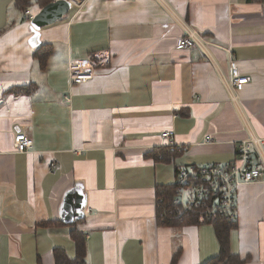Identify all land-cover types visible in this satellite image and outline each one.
<instances>
[{
    "label": "crops",
    "instance_id": "crops-1",
    "mask_svg": "<svg viewBox=\"0 0 264 264\" xmlns=\"http://www.w3.org/2000/svg\"><path fill=\"white\" fill-rule=\"evenodd\" d=\"M32 1L34 17L41 9ZM71 2L34 40L15 0H0V264H55L56 249L74 259V225L88 264H208L221 253L215 222L162 224L158 201L174 196L177 169L234 165L238 142L264 139V0ZM178 22L206 41L210 57L178 48ZM42 47L53 52L45 68ZM102 52L109 66L72 86L70 62ZM231 64L249 79L237 106L225 84ZM18 87L31 93L11 94ZM19 132L31 151L15 152ZM160 149L179 156L156 161ZM78 187L84 219L67 223L61 205ZM236 205L230 254L264 264V184L240 187Z\"/></svg>",
    "mask_w": 264,
    "mask_h": 264
},
{
    "label": "built area",
    "instance_id": "built-area-1",
    "mask_svg": "<svg viewBox=\"0 0 264 264\" xmlns=\"http://www.w3.org/2000/svg\"><path fill=\"white\" fill-rule=\"evenodd\" d=\"M31 11L25 12L26 21L32 20ZM183 35L178 39V48L184 50L199 49L210 57L208 44L194 30L182 22H178ZM111 62L110 54L95 53L90 58L70 62L69 79L72 86L86 85L93 81L96 72L106 68ZM231 77L225 80L227 90L236 106L238 95L248 84L247 77H241L235 65L231 64ZM70 102L71 98H65ZM174 131L162 134L164 140L173 139ZM206 142H213L211 137ZM174 144L171 143V147ZM34 142L25 132L15 136L16 153H27L33 149ZM183 147L182 150H187ZM234 165L179 168L176 172L175 193L171 201L159 199L158 211L163 224L180 220L185 216H196L205 222H234L237 217L236 194L240 187L252 184H264V139L251 135L237 143ZM51 171L57 170L55 163Z\"/></svg>",
    "mask_w": 264,
    "mask_h": 264
},
{
    "label": "trees",
    "instance_id": "trees-1",
    "mask_svg": "<svg viewBox=\"0 0 264 264\" xmlns=\"http://www.w3.org/2000/svg\"><path fill=\"white\" fill-rule=\"evenodd\" d=\"M72 1V0H69ZM55 2L54 0H37V5H39V9H43L49 4ZM15 6L18 7L19 10L23 11L24 13L28 10H30L31 7L34 6V3L32 0H15ZM40 55V61L42 63V66L45 68L48 62V58L53 52L49 49H46L45 47L40 48L37 53ZM31 93V90L25 87H18L12 89L11 94L13 95H23V94H29ZM155 160L160 161L166 164H173L175 160L178 158L179 153L172 152L171 150L168 149H160L153 153ZM178 170V169H177ZM177 172V171H176ZM165 191L161 193V195L164 194ZM175 192V184L171 189H169L168 194H172ZM161 197V196H160ZM160 199H165V198H160ZM171 198L165 199L166 201H171ZM84 219V218H83ZM80 220L74 224H77L81 221ZM158 220L161 222L160 217H159V211H158ZM205 221L201 220L199 217L196 216H185L182 217L180 220H175L169 223L168 225L171 226H178V225H183V224H192V225H199L204 223ZM162 223V222H161ZM163 224V223H162ZM234 222H223V221H218L215 222L214 225L216 227V233L217 237L220 241L221 244V253L219 257L215 258L208 264H239V260L230 254V232L233 230ZM47 226H60L62 225L61 222H50L46 224ZM73 225V224H72ZM70 237L72 241L74 242L75 245V258L70 259L66 252L61 249H56L54 251V260L55 264H88L87 263V243H86V236L74 225V228L72 229L70 233ZM38 264H41V261L38 260Z\"/></svg>",
    "mask_w": 264,
    "mask_h": 264
},
{
    "label": "water",
    "instance_id": "water-1",
    "mask_svg": "<svg viewBox=\"0 0 264 264\" xmlns=\"http://www.w3.org/2000/svg\"><path fill=\"white\" fill-rule=\"evenodd\" d=\"M71 9L72 2L69 0H58L43 8L31 20V29L34 34V40L39 38L42 29L61 21L69 14ZM86 198L87 197L80 187L69 190L61 205V219L67 223L82 220L86 212Z\"/></svg>",
    "mask_w": 264,
    "mask_h": 264
}]
</instances>
